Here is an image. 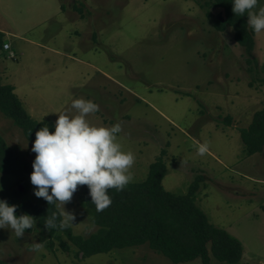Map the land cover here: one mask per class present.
Returning <instances> with one entry per match:
<instances>
[{
	"label": "rangeland",
	"instance_id": "rangeland-1",
	"mask_svg": "<svg viewBox=\"0 0 264 264\" xmlns=\"http://www.w3.org/2000/svg\"><path fill=\"white\" fill-rule=\"evenodd\" d=\"M261 7L264 0L251 11ZM210 12L208 17L195 0H0V31L9 45L0 51V82L14 87L36 121L54 124L58 113L75 114L71 101L76 98L95 102L98 110L88 114L89 123L118 122L117 142L134 154L129 183L143 181L165 150L163 188L184 195L200 178L197 206L213 226L240 242L242 258L249 259L244 264H264V147L247 156L239 133L264 108V30L254 32L248 53L230 27L215 28V19H223L221 9ZM0 136L31 167L32 144L1 112ZM198 143H207L204 155L197 154ZM33 187L28 173H0V199L17 208L44 201ZM83 199L80 185L64 207L74 216L72 233L87 237L96 227ZM19 213L32 216L24 207ZM48 240L36 225L21 237L0 229V259L173 264L147 245L83 258L71 245L63 252L56 239L50 249ZM211 263L225 264L213 258Z\"/></svg>",
	"mask_w": 264,
	"mask_h": 264
},
{
	"label": "trees",
	"instance_id": "trees-1",
	"mask_svg": "<svg viewBox=\"0 0 264 264\" xmlns=\"http://www.w3.org/2000/svg\"><path fill=\"white\" fill-rule=\"evenodd\" d=\"M200 8L205 9L208 17L210 9L219 8L223 19L216 18L215 28L223 31L226 26L233 30L235 42L250 53L254 46V32L247 25L246 14L240 16L232 12L231 0H195ZM6 44L3 32L0 31V51ZM0 112L12 120L13 124L23 131L25 138L32 144L35 132L45 124L53 130L50 121L32 119L22 106L12 85L0 82ZM240 138L247 156L261 152L264 147V108L256 111L249 125L239 129ZM165 150H161L148 167L146 178L137 183H128L117 191L108 190L111 198L109 206L97 211L84 185L82 207L90 216L96 230L87 237L74 235L67 227L46 230L43 226L45 216L52 212L59 213L57 205L48 204L45 200L38 205L25 204L16 208L30 210L36 218V227L49 238L48 247L53 248V240H58L59 248L69 252L70 246L76 248V256L86 258L92 255L107 253L124 248L140 246L168 258L173 264L197 260L200 264H212L211 258L219 263L238 264L242 258V245L224 229L213 226L206 214L195 203V194L199 189L200 178H196L184 195H176L165 190L162 180L167 174L164 161ZM32 168L16 153L15 148L8 146L0 136V173L30 174ZM22 183V182H21ZM23 185V184H22ZM21 185V186H22ZM24 191V187L21 192ZM16 194L19 191H15ZM26 229L25 232H31ZM62 232L70 244L60 239ZM0 264H9L0 259Z\"/></svg>",
	"mask_w": 264,
	"mask_h": 264
},
{
	"label": "clouds",
	"instance_id": "clouds-1",
	"mask_svg": "<svg viewBox=\"0 0 264 264\" xmlns=\"http://www.w3.org/2000/svg\"><path fill=\"white\" fill-rule=\"evenodd\" d=\"M258 0H231L232 12L247 16V25L253 32L264 30V7L257 12ZM75 114L67 110L58 113L52 125L45 124L35 132L31 152L35 153L29 174L33 193L43 198L49 205L61 207L59 213L46 215L43 226L46 230L63 229L71 224L74 216L65 210L80 185H86L91 203L97 211L110 205L108 190H122L132 179L129 169L134 163V154L123 151L117 142V133L121 126L117 122L110 127L89 123L88 114L95 113L98 105L92 100L76 98L71 101ZM208 151L207 143H198L197 154ZM17 205L0 199V229H10L16 237L24 235L26 229H32L36 219L27 213L16 214ZM40 243H35L38 249Z\"/></svg>",
	"mask_w": 264,
	"mask_h": 264
},
{
	"label": "built area",
	"instance_id": "built-area-1",
	"mask_svg": "<svg viewBox=\"0 0 264 264\" xmlns=\"http://www.w3.org/2000/svg\"><path fill=\"white\" fill-rule=\"evenodd\" d=\"M9 49V45L8 44H4L3 46V50H8ZM10 57H14V54H10Z\"/></svg>",
	"mask_w": 264,
	"mask_h": 264
},
{
	"label": "crops",
	"instance_id": "crops-1",
	"mask_svg": "<svg viewBox=\"0 0 264 264\" xmlns=\"http://www.w3.org/2000/svg\"><path fill=\"white\" fill-rule=\"evenodd\" d=\"M2 84V83H1ZM242 259H245V257H243ZM249 260L248 258L245 259V261H243V264L246 263V261Z\"/></svg>",
	"mask_w": 264,
	"mask_h": 264
}]
</instances>
